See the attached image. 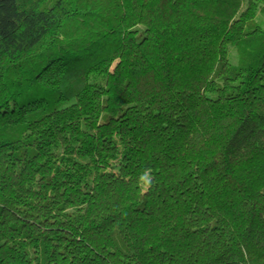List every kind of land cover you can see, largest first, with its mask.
<instances>
[{
  "label": "trees",
  "instance_id": "1",
  "mask_svg": "<svg viewBox=\"0 0 264 264\" xmlns=\"http://www.w3.org/2000/svg\"><path fill=\"white\" fill-rule=\"evenodd\" d=\"M0 264H264V0H0Z\"/></svg>",
  "mask_w": 264,
  "mask_h": 264
},
{
  "label": "rangeland",
  "instance_id": "2",
  "mask_svg": "<svg viewBox=\"0 0 264 264\" xmlns=\"http://www.w3.org/2000/svg\"><path fill=\"white\" fill-rule=\"evenodd\" d=\"M146 179H147V178H146V177H144V178H143V182H145V181H146Z\"/></svg>",
  "mask_w": 264,
  "mask_h": 264
}]
</instances>
